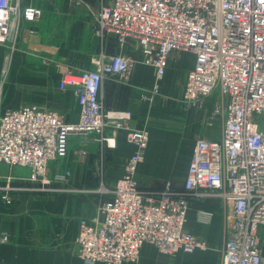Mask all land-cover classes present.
<instances>
[{"label":"built area","instance_id":"obj_1","mask_svg":"<svg viewBox=\"0 0 264 264\" xmlns=\"http://www.w3.org/2000/svg\"><path fill=\"white\" fill-rule=\"evenodd\" d=\"M40 14L33 6L23 10L29 20ZM19 18L17 4L0 0L3 75ZM94 34L113 38L119 51L97 54L91 67L78 72L61 69L59 88L73 90L78 122L66 123L57 112L36 104L6 109L0 113V162L27 167L38 189L53 190L55 180L66 183L70 170L52 173L49 163L66 155L68 136L81 135L84 142L93 136L114 147L116 130L132 115L128 109H105L99 98L105 75L127 77L137 62L123 48L137 45L139 61L153 67L152 95L160 93L171 51L187 50L194 64L185 73L182 99L200 107L206 98H215L219 136L196 139L182 188L167 182L150 192L141 190L136 179L148 131L129 129L126 138L135 150L113 186H101L109 197L98 205V214L79 219L70 251L87 264H122L137 261L145 242L163 254L205 248L204 240L184 224L190 198L207 192L226 204L220 264L264 263V0H105L95 15ZM152 95L143 97L151 101ZM108 126L111 133L105 134ZM10 179L0 185L6 203L14 189ZM7 238L2 233L1 239Z\"/></svg>","mask_w":264,"mask_h":264},{"label":"crops","instance_id":"obj_2","mask_svg":"<svg viewBox=\"0 0 264 264\" xmlns=\"http://www.w3.org/2000/svg\"><path fill=\"white\" fill-rule=\"evenodd\" d=\"M102 1L11 0L17 4L20 18L4 75L6 46L0 43V113L36 104L57 112L66 123L78 122L80 106L70 87L59 88L60 71L64 67L75 72L87 69L97 54L119 51L113 38L94 34L95 15ZM26 6L39 8L40 16L25 18ZM127 45L123 50L137 62L127 77L105 75L99 92L105 109H128L132 114L126 126L116 130L114 147L94 138L84 142L81 135L70 134L66 157L49 163L52 173L68 169L70 175L66 183L55 180L53 190L36 188L27 167L0 162V185L11 176L14 187L10 203L0 198V264H87L69 245L77 234L78 220L97 215L98 205L109 197V191L102 193L101 186H113L122 175L124 160L135 150L126 138L129 129L145 127L148 131L136 179L141 190L150 192L160 191L167 182L182 188L196 139L219 136L221 125L214 118L216 99L210 96L200 107L188 106L182 99L185 73L194 64L193 53L184 56L179 50L171 51L160 93L152 95L153 67L139 61L137 45ZM43 57L50 60L44 62ZM143 95H152V100ZM110 133L108 126L105 134ZM225 205L221 196L207 192L190 198L184 228L204 240L205 248L163 254L145 242L137 261L122 264H220L227 234ZM2 233L7 234V240L1 239Z\"/></svg>","mask_w":264,"mask_h":264},{"label":"rangeland","instance_id":"obj_3","mask_svg":"<svg viewBox=\"0 0 264 264\" xmlns=\"http://www.w3.org/2000/svg\"><path fill=\"white\" fill-rule=\"evenodd\" d=\"M179 51H181L180 53L183 54L184 56H186V55L189 53L187 50H180V49H179ZM187 52H188V53H187ZM37 53H40V56L43 55V52L41 53V51H38ZM82 69H83V68H82ZM85 69H86V68H85ZM213 99L215 100V98H213ZM91 138H93V137L90 136V139H91ZM79 140H80V137H79ZM80 143H81V144H84L82 141H80ZM88 143H89V142H88ZM68 153H69V152H68ZM66 155H67V153H66ZM66 155H64V156H62V157H60V158H58V160H60V161L63 160V159L66 157ZM101 189H102V188H101ZM41 190H42V189H41ZM102 193H104L103 190H102ZM102 193H101V195H102L103 198H104L105 194H102ZM78 222H79V220H78Z\"/></svg>","mask_w":264,"mask_h":264}]
</instances>
